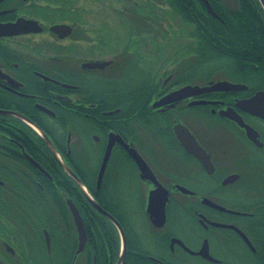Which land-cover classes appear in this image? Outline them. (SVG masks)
<instances>
[{"label": "flooded vegetation", "instance_id": "af4514ba", "mask_svg": "<svg viewBox=\"0 0 264 264\" xmlns=\"http://www.w3.org/2000/svg\"><path fill=\"white\" fill-rule=\"evenodd\" d=\"M120 1L128 2L133 10L141 8L131 0ZM208 1L212 6L211 1L217 0ZM93 2L0 0V27L13 26L20 21L30 23L24 28L26 32L0 34V111L23 118L0 114V172H20L17 176L12 174L8 182L0 180V263H45V255L51 251L50 234L44 229L41 241L27 216L30 204H51L54 200L64 204V209L55 212V264L117 263L120 245L113 257L114 250L105 233H101L91 217L93 213L102 215L64 171L61 165L64 164L104 211L103 206H106L122 219L124 226L109 213L126 237L122 264H226L213 252L212 245L225 249L232 257L241 252L245 264H264L259 258L254 259L257 250L238 225L241 219L252 214H230L202 203L203 198H208L228 210L238 211L222 205V200L226 199L224 196L231 201L238 198L242 185L239 168L248 164L249 147L260 150L264 143L257 131L263 146L256 147L247 140L242 129L219 112L232 108L247 124L248 118L262 121L235 107L236 100L247 99L253 93L249 94V88L239 92L203 93L153 108L162 97L186 85L203 87L220 80H206L199 74L190 81L185 69L192 55L174 51L173 45L167 46L168 51L160 60L161 53L150 54L149 49L159 48L161 38L154 26L150 32L155 35H148L149 30L142 29V23L147 22L137 21L136 35L125 36L123 40L111 36L104 25L97 29L90 27ZM127 7L120 4L117 9L123 12ZM185 40L191 41L189 37L183 42ZM146 48L148 51L144 52ZM144 57L153 60L149 62ZM166 63L169 70L159 73V65ZM143 74L149 76L146 81L154 89L145 101L137 94L141 91L139 88H143ZM128 88L135 91L129 100ZM197 101L209 104H194ZM127 102L144 106L146 111L130 116ZM188 117L199 128L206 129L210 122L237 128L236 132H228V138L242 150L239 158L238 153L231 155L215 137L204 143L197 132L191 130ZM179 124L188 129L209 155L211 174L177 139L174 128ZM32 125L46 135L55 154ZM110 136L119 138L122 143L114 142L101 184L97 186ZM123 145L136 151L152 179L141 173ZM231 174L239 175V179L222 185ZM201 175L211 179L209 186L203 183ZM13 176L19 180H14ZM155 182L165 190L167 197L164 220L155 221L146 213L149 194L157 186ZM50 189L53 195H49ZM68 200L80 214L86 233V243L80 253ZM214 223L236 226L252 247L239 233L214 226ZM204 244L213 260L198 254ZM100 250L104 251V258Z\"/></svg>", "mask_w": 264, "mask_h": 264}, {"label": "trees", "instance_id": "16d2710c", "mask_svg": "<svg viewBox=\"0 0 264 264\" xmlns=\"http://www.w3.org/2000/svg\"><path fill=\"white\" fill-rule=\"evenodd\" d=\"M145 2L150 3L147 0ZM238 2V11L232 13L221 6L219 2L211 1L214 11L220 16L222 21H218L205 12L202 0H165V2H156L167 6V9L159 12L158 16H156L153 10L155 7L154 3H150L149 6H153L148 9L144 6L140 9L128 10L129 22L127 21V27L129 29V36L136 35L134 25L137 21L149 22L150 20L157 19L158 21L172 22V20L177 19L187 28V37L191 41L185 40V42L177 43L180 35L169 24L167 28L170 30L171 36L168 37L165 43V49L158 48L161 52L159 60L162 58V54L167 51V46H171L174 42V51L186 52L192 55L188 60L189 65L185 69L186 75L190 76V81L199 74H203L202 76L206 80H213L216 76H221L219 77L221 79L217 80H227L248 86L249 94L259 90L264 91V12L258 0H238ZM162 26L161 24L157 34L160 38L167 37L168 35L165 30L161 29ZM152 28L150 25L147 28L146 23H142V29L149 30L147 31L148 35L151 34L150 29ZM152 35L155 34L153 33ZM177 60L174 59V61ZM142 77L143 81L141 83L143 84V88H139L141 91H138L137 94H141L139 98L145 101L148 100L149 95L154 92V89H151L152 87H150L149 82L146 81V78H149V76L143 74ZM129 90L128 88V100L130 94L135 92ZM126 110L127 114L135 116L139 111H146V107L127 102ZM247 120L259 132L264 143V125L260 126L257 120L252 118H248ZM236 129L233 128L231 130L236 132L238 130ZM249 148L250 157L246 165L248 171L246 173L240 172V180L242 182L239 189L240 194L236 200H222V205L229 206L243 213L252 214L249 217L241 219L242 221L238 225L247 234L254 248L257 250L254 259L257 260L256 258H259L258 260L263 263L264 146L260 150L251 149V146ZM12 174L17 176L20 172ZM12 174L0 172V180L8 182ZM16 176H13V178L18 181L19 179ZM53 193L54 191H51L49 195H53ZM29 207L28 220L31 222V227L37 230V235L41 241L44 229L50 234L51 251L49 255H45L44 264H55V249L57 246L55 212L60 208L64 209V204L54 200L51 204H30ZM31 207H34V209H31ZM103 207L108 213L115 215L124 226L122 219L114 211L106 206ZM91 217L99 225L101 233H105L110 248L114 250L113 257H115L120 245L117 231L113 225L106 223L103 217L97 213H93ZM125 231L126 234H129L126 227ZM100 238L102 237L100 236ZM103 255L104 251L100 250L101 258H104Z\"/></svg>", "mask_w": 264, "mask_h": 264}, {"label": "water", "instance_id": "95a60500", "mask_svg": "<svg viewBox=\"0 0 264 264\" xmlns=\"http://www.w3.org/2000/svg\"><path fill=\"white\" fill-rule=\"evenodd\" d=\"M150 1H156V2H163L165 0H150ZM224 8L228 9L230 12H237L239 8V2L238 0H217ZM263 12H264V0H258ZM202 3L205 7L206 13L210 15L211 17L217 19L218 21H222L220 16L213 10L212 6L210 5L208 0H202ZM30 23H25V22H17L13 26H2L0 27V34L2 35H16L20 34L24 31V28ZM64 27V26H62ZM61 29V26L58 27ZM65 29V28H64ZM68 34V33H67ZM97 64H94L96 66ZM98 66V65H97ZM248 87L244 84L240 83H232L229 81H216V82H211L207 86L199 87L195 85H186L178 90H175L166 96L162 97L160 100L155 102L152 106L153 108H157L163 105L171 104L177 101H180L185 98H191L194 96H197L199 94L203 93H210V92H239V91H245L247 90ZM194 104H209V102L206 101H197ZM235 107L250 116L257 117L261 120L264 121V91L259 90L256 91L252 94L247 99H239L236 100L235 102ZM0 114H9L13 115L16 117L21 118L18 114L12 113V112H4L0 111ZM220 116H223L230 121L234 122L240 129L244 131V134L250 142H252L256 147L261 148L263 145L259 140V135L258 132L249 124L245 123L242 117L232 108H227L224 111L219 112ZM23 119V118H21ZM34 129L40 133V135L46 140L47 144L49 145L50 149L52 152L55 154V151L53 147L50 144V141L46 137V135L35 125H32ZM174 132L176 134L177 139L180 141L181 145L190 153L193 154L203 165L204 169L208 174H211L213 172V167L210 162V157L209 155L197 144L191 133L188 131L187 128H185L182 125H176L174 128ZM118 140L121 142L119 138H115V136H110V142L108 144L104 159L102 161L99 174L97 177V186H100L104 170L107 164V160L109 157V154L111 152L112 146L114 142ZM125 148H127L129 155L133 158L135 163L137 164L139 170L141 171L142 174L145 176H152L147 165L145 162L140 158V156L136 153V151L133 148H129L127 145H123ZM62 168L64 171L74 180L77 185L79 186L80 190L84 195L88 198L91 206L103 217H105L108 221H110L113 226L116 228L119 236V241H120V253L118 256V260L116 264H122L123 260L125 258V253H126V237L124 234V231L120 224L106 211H104L89 195L88 191L86 188L82 185L80 180L76 177V175L64 164H61ZM151 178V177H149ZM152 179V178H151ZM239 179V175L237 174H231L227 176L223 181L222 185H226L230 182H233L235 180ZM156 183V182H155ZM157 184V183H156ZM180 190H183L184 192H189L188 190H185L184 188H180ZM167 200L165 190L157 184L156 188L152 190L149 194L148 198V203H147V208H146V213L149 214L151 218H154V220H164V206L165 202ZM202 203L212 209L230 213V214H235V215H246L244 213H240L238 211H231L223 206L213 202L212 200L208 198H203ZM67 205L69 207V210L72 214L75 226L77 228L78 232V241H79V246H78V253H80L84 245L86 243V233L83 225L82 218L78 211L76 210L75 206L72 204L71 201H67ZM214 226L217 227H223V228H229L234 230L235 232L239 233V235L246 241V243L252 247L250 241L246 238V236L238 229L236 226L232 225H223V224H218L214 223ZM201 255L203 258L208 259V260H213L208 253V247L206 244L202 247L201 251L198 253ZM1 264V263H0Z\"/></svg>", "mask_w": 264, "mask_h": 264}, {"label": "rangeland", "instance_id": "374dc122", "mask_svg": "<svg viewBox=\"0 0 264 264\" xmlns=\"http://www.w3.org/2000/svg\"><path fill=\"white\" fill-rule=\"evenodd\" d=\"M132 3H136L137 5H139L140 7H144L148 9L153 5H150V3H154V11L156 16L159 15V12L165 11L167 9V6H165V4L162 3H156L154 1H149L150 3H146L145 0H131ZM81 3V1L79 2ZM128 2H126L125 4L120 1V0H94L93 2V16L89 19L90 24L89 26L92 28H101L98 26H106V29L110 32L111 36H116V37H121L120 39L123 40V38L125 36L129 37V29L127 27V21L129 22L128 19V10H133L129 5H127ZM84 4L86 5L87 3L84 2ZM126 5L128 6L127 8H125V11H121L119 12V10L117 9V7L119 5ZM90 8L92 7L91 4H89ZM127 11V12H126ZM120 13V14H119ZM119 21L122 22V26L120 25ZM93 22V23H92ZM144 22V21H143ZM163 25L161 27L162 30H165L168 35L167 37L161 38V40L159 39V41L161 42V44H159V49H165L166 48V41L168 39V37L171 36V32L170 30H168L167 26L170 24L171 27H174L175 31H178L180 37L177 40L178 42H183L184 39L187 37V28L185 27V25L180 22L179 20L175 19L172 20V22H166V21H158L157 19L154 20H150L149 22L146 23V26L148 28V26L150 25L151 27L154 26L155 31L157 32L156 34H158V30L160 25ZM124 25V26H123ZM152 35V33L150 34ZM174 46V42L172 44ZM163 46H165L163 48ZM176 46V45H175ZM180 46V45H179ZM158 48L151 50L149 49L150 54L153 53V55L158 52L161 53L160 50ZM144 52L148 51V49L146 48L145 50H143ZM166 51V50H165ZM168 51V49H167ZM165 55V54H164ZM145 59L147 57H144ZM147 59H149L148 61H152V57H148ZM166 64H162V66L159 65L160 68H158V72L160 73L163 69L165 70H169V66ZM218 77V78H217ZM221 76H216L214 78V80L217 79H221L219 78ZM187 122L188 125L190 126L191 130H193L194 132H197V134L199 135V137L201 138V140L206 143L205 141H208L210 138L215 137L219 140H221V142L224 144V148L227 150H229L231 152V155L235 156V153H238L237 158H239L240 154L242 152L241 149H239L237 146H235L231 140L228 138V132L231 131V129H233L231 126L229 125H221L219 123H213L210 122L209 126L204 129V128H199L197 126V124L193 121L192 118L188 117L187 118ZM263 121H257V123L260 126H263L264 123H262ZM239 151V152H238ZM233 152V154H232ZM240 172H244L246 173V171H248V167L244 166V167H240L239 168ZM201 180L203 181L204 184H208V186L211 184V179L209 177H205L204 175H201ZM224 198L231 200L228 196H224ZM213 252H215L218 256H220L226 264H245L244 261L241 259V252H238L239 256L237 257H232L230 255V252L226 251L225 249H221L216 245H212L211 246Z\"/></svg>", "mask_w": 264, "mask_h": 264}]
</instances>
